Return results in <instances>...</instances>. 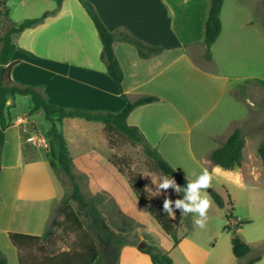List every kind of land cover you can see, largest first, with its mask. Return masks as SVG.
<instances>
[{
	"label": "crops",
	"instance_id": "0c3cea01",
	"mask_svg": "<svg viewBox=\"0 0 264 264\" xmlns=\"http://www.w3.org/2000/svg\"><path fill=\"white\" fill-rule=\"evenodd\" d=\"M88 1L109 31L125 30L163 51L141 59L134 47L113 43L123 73L122 82L116 84L100 60L97 32L76 0H63L58 9L56 0H5L13 25L51 12L40 23L11 36L16 46L11 57V79L38 88L51 105L69 109L115 113L128 101L153 96L157 100L135 108L127 124L136 127L151 148L187 180H195L193 174H201L204 168L211 171L216 165L209 160L210 153L235 129L244 132L246 123L252 124L262 112L258 103L264 95L260 75L222 69L225 61L229 68L240 67L233 61L237 55L251 62H258L262 54L264 57V0L223 2L221 31L210 48V61L203 58L210 0ZM230 1L226 12L225 5ZM4 29L0 15V36ZM235 99L244 100L245 105L237 114L232 113ZM30 108L28 96H8L3 113L9 125L0 157V252L7 264H19L7 234L43 236L56 206L66 195L56 190L60 181L52 182L54 168L49 162L56 166L53 158L57 161V142L48 134L51 124L42 110L28 115ZM36 116L45 123L43 129L35 122ZM55 128L66 143L71 171L75 158L87 159L105 146L104 125L100 122L64 118ZM242 170L243 150L241 165L222 169L217 176L224 182H241ZM240 227L236 229L238 234ZM180 247L179 239L178 245L168 250L172 263L190 264V255L177 252ZM247 256L239 260L234 257L237 263L228 260L225 264H243L255 255ZM118 264L152 263L136 247L126 245L120 250ZM255 264H264V255Z\"/></svg>",
	"mask_w": 264,
	"mask_h": 264
},
{
	"label": "rangeland",
	"instance_id": "374dc122",
	"mask_svg": "<svg viewBox=\"0 0 264 264\" xmlns=\"http://www.w3.org/2000/svg\"><path fill=\"white\" fill-rule=\"evenodd\" d=\"M230 4L231 1L226 3V12ZM246 59L251 62V59L245 58L244 55H237L233 61L241 66L229 68L228 62L225 61V69L222 70L233 69L234 74L260 75L258 81L264 87L263 54L260 60L258 59L260 65L256 61L249 64ZM258 103L262 109L260 117L253 119L252 124L246 123L245 131L241 132L245 141L241 182L235 180L224 182L220 176H216L213 181L211 189L221 196L224 207L218 208L214 202L212 203L208 213L209 220L204 229L194 227L192 214L190 229L186 228L178 210L175 219L170 217L176 237L181 240V247L177 252L190 255V264H225L229 262L228 260L235 262L229 247L231 234L224 230L226 226L233 227L235 223H247L239 226L242 229L240 237L251 247L247 258L264 255V166H261L262 159L258 154V147L264 146V95L259 97ZM243 104L244 100L235 99L232 113L237 114L245 106ZM34 120L40 129L44 128L45 123L42 119L36 116ZM108 137L109 141L104 133L105 146H100L93 155L87 156V159H74L71 172L75 176L83 201L89 204L86 208L70 199L71 182L53 158L56 166L51 173L52 182L60 181V186L56 190L60 191L61 195L66 194L63 199L78 214L82 228L79 229L74 224L64 221L63 215L58 213V204L47 226L46 232L48 231L50 236L44 237V234L37 244L21 252L23 264H44L46 258L61 252L69 250L80 252L86 243L85 235L88 234L95 239L100 252L94 264H118L120 250L126 245L137 248L138 244L143 243L155 247L162 253L170 249L171 239L149 216L147 209L140 205L131 188L130 180L135 178L140 180L149 206L156 199H165L166 196L175 200L177 194L172 189L166 193L156 192L152 180H158L163 174L144 154L141 145L115 132L109 133ZM86 160L87 163H84ZM198 175L199 173L194 175L195 179ZM228 196L232 204L230 221L225 217L231 208ZM53 221L55 225H52Z\"/></svg>",
	"mask_w": 264,
	"mask_h": 264
},
{
	"label": "trees",
	"instance_id": "16d2710c",
	"mask_svg": "<svg viewBox=\"0 0 264 264\" xmlns=\"http://www.w3.org/2000/svg\"><path fill=\"white\" fill-rule=\"evenodd\" d=\"M83 8L86 15L91 20L99 41L101 43L100 60L105 65V70L109 78L116 84H120L123 80L122 70L117 62V59L113 53V43L121 42L128 44L135 48L137 55L141 59H148L156 56L163 51L160 47H154L147 45L128 33L125 30H117L114 32L109 31L96 12L93 5L88 0H76ZM225 0H210L207 18L204 24V39H203V58L206 61L211 59L210 48L216 41L221 31L220 12L223 2ZM63 0H56V9L60 8ZM51 12H45L39 18L26 19L18 25L11 24L8 18V11L5 6V0H0V15L3 20L5 29L0 36V157L2 153V147L4 142V131L9 125L4 117V109L8 96H28L31 101V108L28 110V115L34 114L38 110H42L44 118L50 122L51 129L48 132L52 135L57 142V163L61 171L69 178L72 185V192L70 199L80 204L82 208H86L89 204L85 203L79 193V186L75 182V176L71 172L72 160L69 156L66 143L61 132L56 131V123H60L64 118L82 119L85 121L100 122L104 125V133L109 141L108 134L115 132L128 138L135 144L142 146L144 154L150 158L156 165L157 169L164 175H169L175 178L176 182L184 187L189 180L184 178L178 172H176L160 155L151 148L147 143L145 137L139 132L136 127L129 126L127 124L128 115L137 107L151 104L157 100L153 96H143L135 101H128L125 107L115 113L102 112V111H90L86 109H69L61 108L48 103L46 97L41 93L38 88L32 86L19 85L11 79V69L14 65L11 62V57L16 50V46L11 40V36L16 33H20L27 28L35 26L45 19ZM119 95L125 98V95L120 91ZM55 117V118H53ZM244 138L239 129H235L227 140L217 149L213 150L209 155V160L214 165H219L222 169L230 170L235 167H239L242 161V150L244 147ZM258 154L262 160H264V146L258 147ZM51 168H54V164L49 162ZM131 188L135 197L139 201L143 208H146L149 216L160 226L162 231L171 239L172 245L170 249L175 248L179 239L176 237L175 228L172 225L170 217L163 212L162 205L164 198L156 199L154 203L149 206V202L146 199L145 192L138 178L131 179ZM212 201L218 208L224 207V202L221 196L211 188L208 189ZM183 193L177 195L178 198H182ZM229 205L231 206L230 212L226 215L228 221L232 220V204L228 196ZM58 213L63 215L64 221L74 224L79 229L82 228V221L77 213H75L68 202L62 199L58 205ZM181 217V215H180ZM187 229L191 227V214L187 218H181ZM247 223H237L233 227L226 226L224 230L231 234L230 245L231 253L236 259H242L246 257L250 251V246L243 241L240 235L236 232L237 227L243 226ZM55 225V222H52ZM9 242L16 249L18 255V263L23 264V258L21 252L35 244H37L42 237L20 234V233H8ZM50 236L47 231L44 237ZM86 243H84L83 249L78 252L69 250L67 252H61L45 259L44 264H94L99 256L100 252L96 245L95 239L91 235H85ZM137 250L149 256L152 264H173L171 258L168 256V251L162 253L155 247L145 245L144 248ZM261 254L256 255L248 259L244 264H255L260 260ZM0 264H7V260L0 252Z\"/></svg>",
	"mask_w": 264,
	"mask_h": 264
},
{
	"label": "clouds",
	"instance_id": "9594fccd",
	"mask_svg": "<svg viewBox=\"0 0 264 264\" xmlns=\"http://www.w3.org/2000/svg\"><path fill=\"white\" fill-rule=\"evenodd\" d=\"M222 171L219 165L211 171L204 168L195 180L189 181L181 187L175 178L169 175H161L158 180H152L156 186V192H168L172 189L177 195L183 193L182 198L172 200L166 196L163 200L162 210L172 219L176 218V211L180 212L181 218H187L190 214L194 216L193 225L196 228L204 229L209 220V210L213 201L210 198L208 189L212 188L214 178ZM195 175V173H194Z\"/></svg>",
	"mask_w": 264,
	"mask_h": 264
},
{
	"label": "water",
	"instance_id": "95a60500",
	"mask_svg": "<svg viewBox=\"0 0 264 264\" xmlns=\"http://www.w3.org/2000/svg\"><path fill=\"white\" fill-rule=\"evenodd\" d=\"M144 247H145V244H143V243H140V244L137 245V248H139V249H142Z\"/></svg>",
	"mask_w": 264,
	"mask_h": 264
},
{
	"label": "built area",
	"instance_id": "2783aa9c",
	"mask_svg": "<svg viewBox=\"0 0 264 264\" xmlns=\"http://www.w3.org/2000/svg\"><path fill=\"white\" fill-rule=\"evenodd\" d=\"M18 122H21V119L18 120ZM32 139H28V141L30 142Z\"/></svg>",
	"mask_w": 264,
	"mask_h": 264
}]
</instances>
